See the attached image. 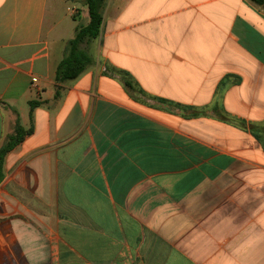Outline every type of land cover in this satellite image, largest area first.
<instances>
[{
  "label": "crops",
  "instance_id": "obj_1",
  "mask_svg": "<svg viewBox=\"0 0 264 264\" xmlns=\"http://www.w3.org/2000/svg\"><path fill=\"white\" fill-rule=\"evenodd\" d=\"M262 1L0 0V264H264Z\"/></svg>",
  "mask_w": 264,
  "mask_h": 264
},
{
  "label": "trees",
  "instance_id": "obj_2",
  "mask_svg": "<svg viewBox=\"0 0 264 264\" xmlns=\"http://www.w3.org/2000/svg\"><path fill=\"white\" fill-rule=\"evenodd\" d=\"M104 0H82L87 8L89 21L87 25H77L74 38L66 45L65 54L56 71V82L63 84L76 79L91 64V59L86 51V46L98 36L101 24L100 10ZM261 5L262 0H250ZM75 19V17H73ZM76 20V19H75ZM34 103H31V108ZM14 137L5 141L0 147V182L2 180V167L8 152L20 144L24 138L32 133V128L24 131L17 123Z\"/></svg>",
  "mask_w": 264,
  "mask_h": 264
},
{
  "label": "rangeland",
  "instance_id": "obj_3",
  "mask_svg": "<svg viewBox=\"0 0 264 264\" xmlns=\"http://www.w3.org/2000/svg\"><path fill=\"white\" fill-rule=\"evenodd\" d=\"M81 3H83L82 0H81ZM74 17H75V19L77 20L78 24L82 26L83 24L80 22V19H79L80 16H79V14L75 12ZM15 130H16L15 127H12V133H11L10 135L7 136V138L5 139V141H9L11 138L14 137V132H15ZM5 141H4V142H5ZM4 142H3V144H4ZM5 143H6V142H5ZM4 145H5V144H4Z\"/></svg>",
  "mask_w": 264,
  "mask_h": 264
}]
</instances>
